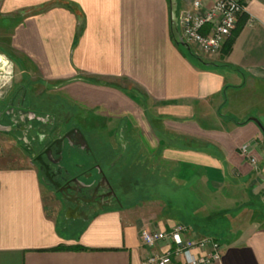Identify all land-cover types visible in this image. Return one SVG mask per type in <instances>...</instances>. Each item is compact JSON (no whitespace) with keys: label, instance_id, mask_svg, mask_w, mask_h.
<instances>
[{"label":"crops","instance_id":"obj_1","mask_svg":"<svg viewBox=\"0 0 264 264\" xmlns=\"http://www.w3.org/2000/svg\"><path fill=\"white\" fill-rule=\"evenodd\" d=\"M63 1L82 16L60 6L27 17L11 46L46 83L66 81L59 91L88 120L90 148L105 145L108 177L136 192L123 203L125 186L78 223L54 209L33 159H0V264H143L168 246L147 248L141 232L181 223L224 244L213 264H264V0H245L229 51L200 60L175 39L170 0Z\"/></svg>","mask_w":264,"mask_h":264},{"label":"flooded vegetation","instance_id":"obj_2","mask_svg":"<svg viewBox=\"0 0 264 264\" xmlns=\"http://www.w3.org/2000/svg\"><path fill=\"white\" fill-rule=\"evenodd\" d=\"M52 87L50 98L45 101L39 90L31 91L24 83L13 82L7 95L0 98V132L11 135L24 154L39 164L70 221L82 223L120 203L121 191L131 183L108 177L94 148L85 147L81 129L72 126L62 131L61 119L70 115L59 106V85ZM84 136L92 146L87 134ZM67 146L85 152L88 157L84 161L93 166V175L82 172L84 165L76 161V172L63 166ZM123 156L124 153L114 157L115 162Z\"/></svg>","mask_w":264,"mask_h":264},{"label":"built area","instance_id":"obj_3","mask_svg":"<svg viewBox=\"0 0 264 264\" xmlns=\"http://www.w3.org/2000/svg\"><path fill=\"white\" fill-rule=\"evenodd\" d=\"M246 13L245 0H186L178 16V30L183 40L201 53H220L239 18ZM249 147L242 153L247 155ZM255 163L256 158H251ZM142 243L156 249L164 243L166 250L154 251L143 259V264H213L220 263L223 255L222 243L211 237H194L192 228L186 224L175 225L168 231L141 232Z\"/></svg>","mask_w":264,"mask_h":264},{"label":"rangeland","instance_id":"obj_4","mask_svg":"<svg viewBox=\"0 0 264 264\" xmlns=\"http://www.w3.org/2000/svg\"><path fill=\"white\" fill-rule=\"evenodd\" d=\"M58 1L61 2L60 6H66L70 4L63 0H58ZM177 2H178L177 17H178L186 4V0H177ZM70 5H71L70 9L77 12V15L81 17L82 16L81 9L74 4H70ZM60 6L57 3V0H50L42 4H33V5H25L22 3L19 4L18 0H0V98H3L7 95V93L10 91L12 87L13 82L14 83L16 82V84L22 82L25 85L29 86L30 87L29 89L31 91L37 89L39 90V92H42L43 98L45 99V101L46 100L48 101L51 95L50 93L52 91L51 88H53L52 87L53 84L59 85L60 87L66 83V81H63L59 84L48 83V82L46 83L41 78L39 73L35 70V68L30 64L29 60L15 53L11 46V41H12L11 34L13 33V30L16 27V25L19 24L23 19L37 14H41L47 10ZM81 24H83V21H81ZM80 30H82V25L79 26V31ZM173 33L175 35V39L178 41L177 30L174 28V26H173ZM184 49L198 60L203 59L204 58L203 56H205L194 46H190L189 48L184 47ZM57 99L60 102L59 106L60 105L63 106V108H61L62 111L63 112L67 111L68 114L70 115L68 117H63L61 119L60 126L62 131L68 130L72 126H76L79 129H81L84 135L87 134V136L91 137V131L87 130L86 128V123H88V120H85L86 118L82 120V118H84L85 116L82 117L76 115V113L79 111L80 108H78V106H75L69 99L65 98L61 94V92L57 93ZM42 108L44 109V105ZM84 114L85 113H83V115ZM94 118H96L97 120H102L99 117H94ZM94 143H95V151L100 156V154L103 153V147L105 145H103L101 142L98 141ZM244 146H248L249 149L251 148V145L249 144H246ZM243 147H241V151ZM65 150H66V154H65L66 157L64 162L62 163L63 166H65V168L70 169L71 172L78 171V168L75 165V161H79V160L84 161L85 158H87L88 156L85 154L84 151H80L75 148L74 149L69 148L68 146L65 148ZM124 154L127 160L129 158V156H127L128 153L127 154L124 153ZM246 156L249 157L250 160L251 158H255L251 155L250 150ZM22 158H25V154L23 152L22 147L16 144V142L14 141L11 135L0 132V159L12 163L14 160L21 161ZM106 159L105 162L108 161V157ZM123 163L124 160H122L119 165H122ZM252 163L254 162L252 161ZM255 164H257V161L255 162ZM133 177H130L132 181L134 179ZM136 177L138 179V175H136ZM43 178L47 188L52 190L53 187L49 185L44 175ZM130 183H131L129 186L130 189L127 193L130 192L131 196H125L122 199L123 203L134 200V192H136L135 191L136 187L133 186L132 182ZM51 192L53 193V200H51L50 202L52 203V206H54V209L57 210L60 206V202L58 201V198H56L57 196L55 195L53 190ZM146 192H147L146 194L153 195V186L149 188ZM52 193L49 194L52 196ZM127 197L128 198L130 197L131 199L127 200ZM49 199L51 198L48 197V201ZM62 211L64 214L63 209ZM222 245L224 250V244L222 243Z\"/></svg>","mask_w":264,"mask_h":264},{"label":"water","instance_id":"obj_5","mask_svg":"<svg viewBox=\"0 0 264 264\" xmlns=\"http://www.w3.org/2000/svg\"><path fill=\"white\" fill-rule=\"evenodd\" d=\"M177 7H178V2L177 0H171V9H172V24L174 26V28L177 30V34H178V40L179 43L187 48H189L190 46L183 40L182 36L180 35V32L178 30V17H177ZM82 138L84 140L85 143V147L86 148H90V145L88 143V141L86 140L85 136L82 134Z\"/></svg>","mask_w":264,"mask_h":264},{"label":"trees","instance_id":"obj_6","mask_svg":"<svg viewBox=\"0 0 264 264\" xmlns=\"http://www.w3.org/2000/svg\"><path fill=\"white\" fill-rule=\"evenodd\" d=\"M57 3H58L59 6H60L61 2L57 0ZM62 7H68V8H70L71 5L68 4V5H66V6H62ZM81 31H82V30H81ZM79 37H80V33L77 34V39H78ZM235 38H236V37L231 38L229 41H227V51H229V50L231 49V47H232V45H233V42H234Z\"/></svg>","mask_w":264,"mask_h":264}]
</instances>
